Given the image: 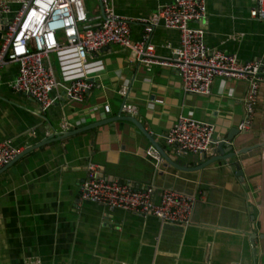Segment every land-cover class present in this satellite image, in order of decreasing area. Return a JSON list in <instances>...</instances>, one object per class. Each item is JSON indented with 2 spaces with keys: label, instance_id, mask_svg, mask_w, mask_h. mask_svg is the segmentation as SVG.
I'll list each match as a JSON object with an SVG mask.
<instances>
[{
  "label": "crops",
  "instance_id": "0c3cea01",
  "mask_svg": "<svg viewBox=\"0 0 264 264\" xmlns=\"http://www.w3.org/2000/svg\"><path fill=\"white\" fill-rule=\"evenodd\" d=\"M174 0H112L115 12L132 24L134 41L142 39L145 21ZM10 22L20 6L12 3ZM255 0H207L208 16L194 23L206 31V43L241 62L264 56V21L252 19ZM90 24H98V17ZM5 20V19H4ZM136 20L144 22L139 23ZM2 34V35H1ZM5 31L0 27V47ZM156 55L172 60L180 32L158 26L151 35ZM105 70L84 103L59 99L41 112L33 99L12 90L19 65L0 70V144L9 141L21 154L55 132H65L108 119L133 117L165 151L158 172L147 151L153 146L131 122L116 120L61 141L45 144L0 169V264H264V84L260 88L252 127L240 132L246 114L248 83L214 81L209 96L187 94L173 67L151 68L132 62L130 51L107 46L96 56ZM56 62V61H55ZM110 104L111 112L103 113ZM137 108L136 115L123 110ZM180 116L211 123L215 139L240 132L235 144L248 151L239 159L197 167L219 156H178L165 140ZM169 161V162H168ZM89 162L103 176L154 186L155 199L164 190L198 198L190 226L162 224L80 199Z\"/></svg>",
  "mask_w": 264,
  "mask_h": 264
},
{
  "label": "built area",
  "instance_id": "2783aa9c",
  "mask_svg": "<svg viewBox=\"0 0 264 264\" xmlns=\"http://www.w3.org/2000/svg\"><path fill=\"white\" fill-rule=\"evenodd\" d=\"M252 19L264 21V0H255ZM20 8L7 23L0 47V70L9 63L19 65V75L12 83V90L36 101L41 112L66 98L72 103H84L105 70L97 54L107 46H120L130 51L132 62L151 68L173 67L181 76L182 89L187 94L209 96L217 78L246 82L244 98L245 118L240 132L251 129L258 103L260 88L264 84V56L258 60L241 62L236 54L210 48L206 31L194 23L203 22L208 16L207 0H174L158 8L144 22L142 39L132 38L130 20L118 15L112 0H100L98 24L92 26L85 0H0V21L11 13V4ZM164 26L180 32L181 44L172 60H162L156 55L151 42L155 28ZM56 61V62H55ZM123 110L136 115L137 108L124 105ZM106 104L103 113H110ZM63 131L73 127L62 124ZM215 126L211 123L180 116L164 137L178 156L210 154L221 140L215 139ZM21 154L9 141L0 144V169L11 164ZM147 157L158 172L164 162L162 154L152 146ZM87 178L80 185V199L86 202L120 209L139 216H152L162 224L187 227L193 222L198 198L175 190H164L155 199V187H137L133 182L103 176L101 167L89 162ZM25 264H42L39 259ZM126 264V263H121Z\"/></svg>",
  "mask_w": 264,
  "mask_h": 264
},
{
  "label": "water",
  "instance_id": "95a60500",
  "mask_svg": "<svg viewBox=\"0 0 264 264\" xmlns=\"http://www.w3.org/2000/svg\"><path fill=\"white\" fill-rule=\"evenodd\" d=\"M7 23H8L7 20L0 21V27H1L2 31L7 30V27H6ZM116 120L128 121V122H131L134 125H136L141 130V132L148 138L150 143L162 154V156L164 158L167 159L165 151L160 147V145L158 143L155 142V139L153 138V136L148 133V131L144 128V126L142 124H140L133 117H122L120 115L119 119L116 118L114 120L113 119L104 120V121L96 123L94 125H91V126L76 130L74 132L73 131L72 132H65V131H63V132H55L50 138L46 139L44 142H41L40 144H38V145H36L34 147H31V148L27 149L25 152H23L22 154H20L16 158V160H18L19 158L23 157L25 154H27V153L35 150L36 148H39V147H41V146H43L45 144L52 143V142H55V141H61L63 139L71 137V136H73V135H75L77 133L83 132V131L91 129V128L101 127L103 125L109 124V123L114 122ZM239 134H240L239 131L237 133L230 132L229 135L226 138H223L217 144L216 152L219 154V156H217L214 159H211V160L205 162L204 164H202L201 166L197 167L196 169L201 170V169L207 167L208 165H210V164H212L214 162H217V161H225L226 163H228L230 161H235V164H237L235 159H239L238 157H240L241 155L247 154V152L250 151V150L264 148V144L260 143V144H257L256 146H253V148L249 149L248 151H240L238 149V146L235 144V140L239 136Z\"/></svg>",
  "mask_w": 264,
  "mask_h": 264
},
{
  "label": "rangeland",
  "instance_id": "374dc122",
  "mask_svg": "<svg viewBox=\"0 0 264 264\" xmlns=\"http://www.w3.org/2000/svg\"><path fill=\"white\" fill-rule=\"evenodd\" d=\"M85 7L90 17L97 16L100 9V0H85Z\"/></svg>",
  "mask_w": 264,
  "mask_h": 264
}]
</instances>
